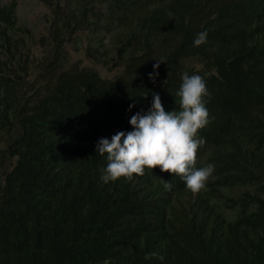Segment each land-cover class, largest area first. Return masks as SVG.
<instances>
[{
    "label": "trees",
    "instance_id": "16d2710c",
    "mask_svg": "<svg viewBox=\"0 0 264 264\" xmlns=\"http://www.w3.org/2000/svg\"><path fill=\"white\" fill-rule=\"evenodd\" d=\"M38 1L35 34L0 0V264H264V0ZM83 35L112 75L71 58ZM185 72L210 93L205 187L159 167L104 183L99 139L154 93L179 111Z\"/></svg>",
    "mask_w": 264,
    "mask_h": 264
},
{
    "label": "clouds",
    "instance_id": "9594fccd",
    "mask_svg": "<svg viewBox=\"0 0 264 264\" xmlns=\"http://www.w3.org/2000/svg\"><path fill=\"white\" fill-rule=\"evenodd\" d=\"M207 32L198 33L194 46L207 42ZM157 61L154 72L149 77L155 82V72L159 68ZM177 95L180 97L179 111H166L158 93L153 94L151 107L131 116V131H118L111 139L102 137L96 145V152L107 156V166L102 169L100 179L104 183L121 178L131 181L134 176L145 175V169L157 167L162 172L179 176L186 188L194 195L198 194L214 171V165L197 168V153L205 143L198 138V132L209 123V112L205 106V96H210L205 80L198 74L182 75V84ZM135 104L129 105V110ZM166 191L172 184L165 181ZM152 255H156L153 253ZM161 261L163 256H158Z\"/></svg>",
    "mask_w": 264,
    "mask_h": 264
},
{
    "label": "rangeland",
    "instance_id": "374dc122",
    "mask_svg": "<svg viewBox=\"0 0 264 264\" xmlns=\"http://www.w3.org/2000/svg\"><path fill=\"white\" fill-rule=\"evenodd\" d=\"M5 2L6 0H2ZM17 5L15 9L17 23L24 25L35 34H39L45 30V25L50 19V14L45 5L38 0H16ZM88 45V40L83 35L81 39L77 40V44L68 45L70 56L73 60L79 59L82 64L91 65L97 68L104 75H112L116 68H113V60L107 59L104 55V59H87L84 57L85 46ZM100 47V46H99Z\"/></svg>",
    "mask_w": 264,
    "mask_h": 264
}]
</instances>
